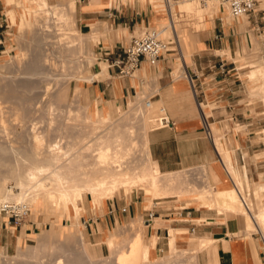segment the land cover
Here are the masks:
<instances>
[{"label": "rangeland", "instance_id": "374dc122", "mask_svg": "<svg viewBox=\"0 0 264 264\" xmlns=\"http://www.w3.org/2000/svg\"><path fill=\"white\" fill-rule=\"evenodd\" d=\"M47 1L51 4L59 2L57 0ZM172 1L174 3L175 12L173 17L175 16L174 18H176L175 20L178 21V24L182 25L180 31L184 33L186 41H188V32L186 31H188V28L195 26L196 19L190 16L189 13L187 14V12H179L177 10L178 2L181 0ZM210 1L216 2L214 0ZM84 2H87V0H74V3L76 4ZM155 2L162 3V0H156ZM197 2L198 5L201 3L199 1ZM5 3L9 4V6L15 7V15L14 12H8L11 9H6L5 13L3 14V17L6 15L10 27L7 28V31L3 32L4 40L3 45L1 46L2 50H0V108L4 109H0V114L4 113L5 115H3V117L1 116V118L3 119V124H1H5V129H3L4 126L0 127L3 129L0 130V145L5 147L15 146L14 148H16L17 146L18 148V145L21 144L20 148L23 147L22 149H24L30 147L28 146L30 144H27L29 143V140L25 139V132L28 130L27 125L30 126L34 122L36 128L38 127L37 129L40 131L41 129L39 128L45 127V131L44 129H42V131L45 134L47 133L48 135H50L51 139L55 138L56 140H58L59 138L56 137L57 135L54 136L52 132H54V129L58 128L61 125H64V123L69 120L67 118L65 119V117L69 115L68 112H65L67 111L65 107L69 105L68 108L70 107L71 109L76 110V107L78 108L80 106H84L88 102L92 103L93 100H88L87 95L83 89V82L86 80V78H90L92 76L89 73V66L94 62H89L88 60L91 57L94 61V59L98 55L97 52L100 50L99 46L101 43L97 44L96 42L98 40L92 41L90 40L88 35H84L83 33H81L87 31L80 29L79 26H77L76 17L74 16L75 14L70 15V18H73V23H71L72 26L75 24L72 27V30L69 29L70 31H72V33L70 32L72 35L69 33V30L66 29V32L68 31L67 33L71 35L70 37L67 35V33L65 34V29H61L63 32L61 33V30L57 28V18L51 16L49 20L46 15H42L41 17L39 16L38 18L36 17V15L39 13L33 12V9L37 7L35 1L5 0ZM103 4L109 5L107 1H101L99 4L95 5V7L99 8ZM201 5L203 6V4H200L199 6ZM157 7L161 8L162 16L164 18V21L166 22L168 16L170 17V15L165 13L161 4ZM218 7L221 10L223 8L219 5ZM106 9L108 13L111 12L120 14V17L118 18L119 21L129 16H131L132 18L131 20L127 19L126 23H119L118 25H111L109 23L106 24L108 25V27L110 25V27L122 26V29H126V35H123L121 32H119V35L114 36L112 31L107 28L104 32L105 34L99 38V41L105 43L107 40L106 37H110L112 39L120 41L123 40L124 43V39L128 40V37L130 35L136 34L138 30L147 25L146 22L145 24L140 22V19L141 17H144V20L146 21V16H144L143 14L145 13L147 16H149L152 12V5L144 0L141 3H139L138 0H113L109 7H107ZM136 11L141 12V15L136 17L134 14V12ZM219 14L220 16H218ZM219 14L214 16L212 19L210 18L209 20H206V29L199 31V33L206 36L208 32L211 33L213 31L217 32L218 30H221L222 37L220 39H210L211 41L208 45L205 44L204 48H202L198 43L197 50H194L191 56L184 57L183 61L185 63V67L190 69L194 67V61L196 59L200 61L206 59L204 62L205 66L203 69L202 79L207 80L208 76L214 70H216L215 67L209 68L208 66H210V64L212 63H217V60L221 58L225 62L226 67L223 73L233 78L235 83H239L242 95L244 97V99L242 100L245 107L244 116L247 117L246 119L244 118L243 120H236L233 118V121L231 123H227V121L225 120L222 121L220 118H222L223 116L218 115L215 112V110L217 109V102L215 103V101H212L209 96H206L205 98H203V96H199V98L202 100V103L205 104V110L209 112V121L214 127L211 128H213V131L216 130V133L207 130V133L210 135V139L213 141V144L215 145L217 150V145L223 143L224 147L230 154L233 164H235L239 170V180L241 179L240 181L243 183V186L247 187L245 185L246 178L243 172L244 165H240L239 167L236 162V154L231 144V137H233L235 132L239 134L243 133L244 131L249 133L251 142L257 143L256 150H254L252 154V159L254 161H259L258 163H264V102H262L263 100L259 98L260 95L258 96L255 94H251L250 92L251 89L259 83L260 78H258V76L248 78L246 75L247 72L251 70L250 61H252V64L255 65L261 64L264 68V6L262 4V0H260V5L258 1L256 10L245 14L246 16L230 17L226 9H223ZM43 16H45V19L43 18ZM20 17L22 19H20ZM101 17L107 18V15H102ZM242 17L246 20V23L245 21H243L244 23L241 24ZM46 19L48 20V22ZM21 22H24V24L20 25ZM151 22L152 24L150 23L148 24V26L158 28L154 24L153 16L151 17ZM44 23H47L48 26H45ZM191 24L193 26H191ZM47 27L49 28L46 29ZM158 29L160 30L159 36H163L162 38L166 36L165 40L172 39L171 33L166 34L160 28ZM77 33L79 34V36ZM73 34L75 37L73 36ZM176 35L178 41L180 42H178L180 48L182 44V41H180V33H176ZM80 36L82 37L80 38ZM73 38H75V40ZM87 38H89V41L87 40ZM64 39L66 40L64 41ZM253 41L255 42V45H251L253 44ZM226 47L229 48L228 54L224 50V48ZM102 50L106 49L103 48ZM177 50H171L164 53L165 59L167 60L168 64L167 69H164V71L166 73L168 71L169 75L172 76L170 77L173 78V80L182 78L181 76L176 77L174 74H171V71H174L173 66H171V61L176 60V57L179 56ZM69 51L72 53H70ZM237 51H240V56H238ZM259 62L260 64H258ZM180 65L182 66V64ZM133 74L138 76L137 70L134 71ZM140 81L142 82L143 86L145 85L143 95L141 96V105L143 106V102L146 101L149 97L152 101L158 99L156 98L157 95H153L158 90L156 76H153L152 74L150 77H147L144 74ZM58 91L61 93L64 91L63 93H65L64 96L60 95L61 97L59 98V100L55 98L56 94L59 93ZM133 93L134 92L129 93L121 100H118L117 102L119 105L115 104V107L119 106L121 111L125 112L127 119L125 118L124 121L132 123V125L136 129L135 138L136 143L138 144H136L132 155L125 156V161L129 163V161L132 160L131 157L134 158L135 156L136 161H141L142 159L143 162L141 161V163L145 164L144 158L146 156V149L148 148H146V136L143 135L144 130L142 131L143 123L142 120L139 119V114H137L138 110L137 113H132L128 109L129 99H133L134 97L132 95ZM186 98H188L187 100L189 101L187 102L191 106V108L193 110L196 109L199 115L200 112H198V109L193 102L194 100L191 99L190 92L188 93V97ZM25 100H28V102H26L27 104L24 103ZM21 102H23L24 104L22 105ZM24 105L25 107H28L26 108L27 111L24 109ZM49 105L53 108L50 109L51 107ZM165 107L166 103L160 106H156V112H158V114L162 116H165V111H161V109H159ZM49 109L53 111H49ZM4 111L7 112L5 113ZM81 111H83V109ZM118 114L119 113H117L115 117H117ZM203 116L205 117L206 115ZM227 116L231 117L233 116V114H228ZM68 117L71 120L74 115L71 113V116L69 115ZM4 119H6L7 121H4ZM204 119L207 124V119ZM70 120L67 122L68 124L70 123ZM139 120H141V122H139ZM50 122L53 124L52 126L50 125ZM74 122L75 119L73 123ZM22 123L26 125H23ZM22 126H25V129L22 128ZM157 127L159 126H155L154 128ZM49 128H51L52 131H50ZM59 131L61 132V129H59ZM203 135L205 136L204 132ZM19 141H21V143ZM23 142H25L26 144L22 145ZM143 143L145 144V146ZM15 157L18 156L10 152H6V155L4 154L1 158L6 163H14L16 161ZM214 158L216 159V163L221 168V165L217 160L218 156H214ZM261 169L263 170L258 171L257 177L250 178L248 176V188L250 190H252L254 187H257L258 183L260 182L259 174H264V165ZM205 170L209 177L214 176V170L210 168L206 163H198L190 166L171 169V171H173V174H177L178 176L180 174L182 178L180 188H184L186 190H191L194 185L198 187L205 186L206 180L203 181V176L204 174H206L204 173ZM227 185H230L228 181ZM7 186V188L11 187V190H13V192L18 191L14 186L13 180H9ZM262 194L260 196H262ZM191 195L192 193L190 192L180 195H175L173 193L161 199L151 198L150 200V198L148 199L146 197L144 191L142 189H139L138 187L132 189L128 193L119 191L112 197L116 198L117 201H119L121 204H124L129 200L137 199L142 205L141 207L143 208V214L139 212L132 217L116 223L114 226H108V228L104 231H101L99 227H95V229L97 228L96 230L89 226H87L86 228V221L84 222L83 220H86L87 217H101L104 212L105 202L107 200H111L109 198H104L102 205H99L97 207L96 204L94 206L91 202V194L84 193L82 199L83 209L81 210L78 219L74 217L71 205H68L69 214L67 217L61 214L62 211L55 215V211L54 213L52 210H49L45 207L41 208L40 206V209H35V207L33 206H28L26 204V206L22 205L23 210H27L22 211V214L20 215V219L18 221L23 222L24 219L30 217L32 218L34 216L33 218L35 219L37 224V229L35 230L36 232L35 234L31 235L30 239L24 240L19 243V250L17 248L18 244L15 247H9L8 249H5L4 245L0 243V264H144L138 258V256L136 258L133 257L136 256V252H134L135 247H137V245L141 246L143 243H145V241L142 239L141 234L144 231L142 222L144 223V218L147 217V213L150 211L156 213V210L166 212L169 210L170 206H189L191 204L190 202H188L187 198L191 197ZM15 203L21 204L18 201H15ZM60 206L61 204L59 205V207ZM200 208L203 210L208 209V211H212L214 212V214L220 215L224 219L226 217L229 218L224 212L217 213V207L210 209L206 207ZM7 220L8 218L6 214L1 212L0 221L2 223H0V231L2 226V232H4V223H6ZM11 223L12 221L8 222V224ZM112 234H117L118 239L120 237L124 238L119 239L122 241L121 243L120 241H117L115 243V251H111L110 248L108 249L106 242V238ZM233 234H241V231L233 232ZM244 235L249 236V233L247 232ZM127 237L129 239H127ZM39 240L47 242V244L44 245L47 250L45 251L44 246H40L38 247L39 249H35L37 250L36 253L34 251L35 255H29L30 252L28 253L27 246L36 245ZM133 241L135 242L133 243ZM138 242H142V244H138ZM118 244H120V247L118 246ZM131 244L134 247H132ZM169 246L170 247L168 252H166V248H163V250H161L158 255H151V259L153 260L155 257L157 260L155 261L156 264H174V262L175 264L176 262L177 264H179L180 262L181 264H196V261L194 260L197 258L196 253L200 250H195V248H193L192 245L187 244V242L183 244L176 243L174 245L175 247H172L170 244ZM81 247H83L82 250ZM41 248L44 250H42ZM179 249H181V251ZM176 250L181 254L179 255ZM20 253L23 256L19 255ZM174 254H176V258L174 257ZM163 256L165 257L163 258ZM152 263L154 264V262ZM152 263L150 262L149 264Z\"/></svg>", "mask_w": 264, "mask_h": 264}, {"label": "bare ground", "instance_id": "6f19581e", "mask_svg": "<svg viewBox=\"0 0 264 264\" xmlns=\"http://www.w3.org/2000/svg\"><path fill=\"white\" fill-rule=\"evenodd\" d=\"M33 1L36 2V6H37L33 9V12L39 13L36 15L37 18L39 16L41 17L42 15H46L48 19L51 18V16L57 18L58 19L57 20L58 23L56 24L57 28L60 30L65 29V34L68 32V31L66 32V29L68 30L73 29L72 27L75 24L73 26L71 24L73 23L72 21L73 18L72 17L70 18V15L72 14L70 11L69 0H67L65 4H63L62 0L60 1L57 0L59 2L54 4L49 3L47 0H33ZM112 1L113 0H110V3H112ZM140 1L142 2L143 0H138L139 3H141ZM144 1H147L152 5L153 21L158 28H160L166 34L180 33V41H182L181 42L182 44L181 47L179 48V56L176 57V60L171 61V66H173L174 68V71H171V74H174L176 77L181 76L185 78L186 72H185V63L183 59L184 57L191 56L192 52L194 50H197L198 41H199V36H198L199 31L206 29V20H209L210 18L212 19L214 16L221 13L223 9H226V7H223L221 10L219 9L216 2H212L210 0L206 1L205 3H200L203 4V6L202 5L199 6L200 4L198 5L197 0L179 1L177 10L179 12L182 11H184L185 13L187 12V14L189 13L190 16L196 19L195 26L191 24V26L193 27L188 28V31H186L188 32L187 33L188 41H186L184 33L180 31L182 25L178 24V21L175 20L176 18H174L175 16L173 17L175 12H174V3L172 0H162V3H156L155 2L156 0H144ZM258 1L260 5V0ZM160 4L163 6L165 13L170 15V17L168 16V18L166 16L167 18L166 22L164 21V18L162 16L161 8L157 7ZM262 4L264 6V0H262ZM218 16H220V14ZM240 16H246V15L241 14ZM43 18L45 19V16H43ZM243 21H245L246 23V20L242 17L241 24L244 23ZM44 24L45 26H48L47 23ZM48 28L49 27H47L46 29ZM107 28L108 27H106L105 25L100 24L98 28H93L92 33L88 35V37L92 41H97L99 40L100 37H102L105 34L104 32ZM62 30L61 33H63ZM70 30L69 33L70 32L72 33V31ZM70 34L67 33V35L71 37L72 34L71 35ZM81 37L82 36H80V38ZM89 38H87L88 41ZM73 39L75 40V38ZM65 40L66 39H64V41ZM254 43L255 42L253 41V44L251 45H255ZM228 47L224 48L227 54L229 53ZM239 52L237 51L238 56H240ZM88 61L94 62L93 58L91 57L89 58ZM250 62H251V66H250L251 70L247 72L246 74L247 77L252 78L258 76V78H260L259 83L258 84L256 83L257 85L254 88H252L250 92L251 94H255L258 96L260 95L259 98H261V100H263L262 102H264V68L260 64V62L258 63L260 65L252 64L253 63L252 61ZM180 64H182V66ZM140 68H142V66ZM136 70L137 68H135L131 74H133L134 71ZM160 74L161 71L159 72V75ZM93 77L94 75H92L90 78H86V80L89 81ZM144 86L142 85V82L136 86L135 92L132 94L134 96V97L132 96L133 99H129L128 109L132 113H137L138 110L137 114H139L140 117L138 118L142 120L143 123L142 131L144 130V133L143 132L141 133H143V135L146 136L148 130L154 129L155 126H160L161 123L160 118L162 117V115L156 112L155 109L156 106L150 100V97L143 102V106L141 105V96L143 95L144 92ZM62 93L61 92L57 93L55 98L59 100V98L61 96H64L65 94ZM26 102H28V100L24 101V103ZM21 103L22 105L24 104L23 102ZM25 105H24V109L26 110V108L28 107H25ZM68 106L65 107L67 109V111L65 112H68L70 116L72 113L74 115V117L72 118L75 119V122L73 123L74 119L72 118H71L72 121L70 120V118L68 117L69 115L65 117V119L67 118L70 120V123L68 124L67 122L69 120L68 121L66 120L67 122H65L64 125L60 124L61 126L59 127L57 126L58 128L54 129V132H52L54 136L57 135L56 137L59 138L58 140H56L54 136H53L54 139H51L50 135H48L47 133L45 134L42 131V129H44L45 127L39 128L41 129V131L38 130L37 129L38 127L36 128L35 123L33 122L30 126L27 125L28 130L26 129L27 131L25 132V139L29 140V143H27L30 144L28 145L30 146L29 148H24V149H22L23 147L20 148L21 145L20 143L24 139L19 141L20 143L18 142L20 144L18 145V148L17 146L16 148H14L15 146L5 147L0 145V203L5 200H9L12 202L18 201L21 203V204L18 203V206L22 210H23L22 205L33 206L35 207V209H40L39 207L41 206V208L45 207L49 210H52L53 212L55 211L56 212L55 215H57V213L62 211L61 214L66 217L69 214L68 205H71L73 215L76 219H78V216L81 213V210L83 209L82 199L84 193L91 194L92 196L91 202L93 203L94 206L96 204L98 207L99 205H102L104 198L111 199L112 196L118 193L119 191L128 193L129 191H131L136 187L142 189L146 197L148 199L150 198V200L151 198L161 199L173 193L175 195H180L190 192L192 193V195L191 197L187 198V200L188 202H190L191 205L194 204L196 208L206 207L210 209L217 207L216 208L218 209L217 213L224 212L232 220L235 227L234 232L241 231L243 234H245L247 232L250 233V231L256 229V230H260L264 237V204L262 203L261 205L259 204L256 205V209L253 210V213L257 220V225L252 224L249 214L247 210H245L242 204L240 203L236 190L233 188L232 184L230 185L211 184L210 181L208 180V174L206 173L205 170L204 173L206 174H204L203 176L204 177L203 181L206 180L205 186L198 187L194 185L191 190L180 188L181 187L180 184L182 180L180 174L179 177L177 174L176 175L173 174L172 173L173 171L162 172L159 169L157 162L151 158L148 149H146L145 158L143 157L145 159L146 165L144 163H141V161L143 162L142 159L141 161L139 160L140 162L136 161L135 156H134L135 160L134 158L131 157L132 160L130 159L131 161H129V163L126 162L125 156L132 155L133 150L136 147V144H138L136 143V138H135L136 129L134 128L132 123H128L124 121L125 118L127 119L125 112H122L119 106L115 107L113 101L108 100L106 104L102 103L101 105L86 103L84 106H80L78 108L76 107L75 108L76 110H73L70 107L68 108ZM202 106H203V112L200 109V107L202 108ZM196 107L198 109V112H200L199 115L201 114L204 121L205 120L204 118H206V116L209 114V112L205 110V104L202 103V101H200L198 104H196ZM52 108L53 107H51L50 109ZM50 109L49 111H53ZM82 109L83 111H81ZM163 110L164 109H161V111ZM117 113L119 114L117 117H115ZM3 115L4 113L0 114V127L5 125V124L2 125L3 119L1 118V116L3 117ZM203 115L206 116L204 117ZM5 120L6 119H4V121ZM141 120H139V122H141ZM204 124L206 126V131L208 130L213 133L214 132L216 133V130L213 131L214 127L212 126L211 122L208 121L206 124V122L204 121ZM50 125L52 126L53 124L50 122ZM24 127L25 126H22V128ZM1 129L2 128H0V130ZM3 129H5V126L3 127ZM59 129H61V132L59 131ZM49 130L52 131L51 128H49ZM25 142H23L22 145L26 144ZM211 142L213 144L212 140ZM146 148H148L147 141H146ZM217 148L218 150L216 149V147H214L216 153L218 154L217 156L219 157L220 162L225 167L228 176L231 178V180L235 185L240 187L243 186V183L240 181L241 179L239 180V170L237 166L233 164L228 150L224 148L223 143L218 145ZM6 152H10L18 156L15 157L16 161L14 163L12 162L6 163L4 160H2L1 157L4 154L6 155ZM243 170H244L243 171L244 176L246 178L245 185L248 188V182H249L248 175L246 174V169L244 166H243ZM259 178H260V182L258 183L257 187H254L252 189L253 196L256 198L261 197L260 195L262 193H263L262 196H264V174L260 173ZM9 180H13L14 186L18 190L17 192H13V190H11V187L7 188L8 187L7 183ZM60 204L61 206L59 207ZM142 225L145 227L146 224L142 222ZM121 238L123 237H120L119 239ZM119 239L117 238V234H112L108 236L106 238L108 249L110 248L111 251L113 250L115 251L116 249L114 247L115 243L117 241L118 242L120 241V243L122 242ZM127 239L129 238L127 237ZM213 240L214 239L209 235H204V236L190 235L188 236L186 242L187 244L192 245V247L195 248V250L197 251L203 249L206 251H210ZM134 242L135 241H133V243ZM254 243L256 242L254 241ZM45 244H47V242L39 240L36 245L27 246V251L28 253L30 252L29 255L31 254L32 256L35 255L37 251L35 249H39L38 247L44 246ZM138 244H142V242L141 243L138 242ZM169 244L172 247H175L174 245L176 244V241L173 233H171L169 237ZM118 246L120 247V244H118ZM132 247L134 246L132 245ZM17 248L18 250L20 249L19 241ZM82 248L83 247H81V250ZM46 250L47 249L45 247V251ZM179 250L181 251V249ZM134 252H136L135 253L136 256L133 258H136L138 256V258L144 264L146 263L149 264L150 262L151 263L154 262V264H156L155 261L157 260L156 259L152 260L149 256V245H145L144 243L141 246L137 245V247H135ZM180 254L181 253H179V255ZM19 255L22 254L20 253ZM175 256L176 254H174V257ZM164 257L165 256H163V258ZM196 257H197V253H196ZM255 260L257 261V258H255ZM194 261H196V264H198L197 258ZM179 264H181V262ZM207 264H213V263L208 261Z\"/></svg>", "mask_w": 264, "mask_h": 264}, {"label": "crops", "instance_id": "0c3cea01", "mask_svg": "<svg viewBox=\"0 0 264 264\" xmlns=\"http://www.w3.org/2000/svg\"><path fill=\"white\" fill-rule=\"evenodd\" d=\"M101 1H107L109 5L111 4L110 0H87V2L78 4L74 3V0H69L70 11L72 15L75 14L77 26L87 31H80L84 35H90L93 28H98L100 24L108 27L107 23L118 25L119 23H126L127 19L131 20L132 17L129 16L119 21L120 14L107 12L106 8L109 5L103 4L99 8L95 7ZM62 2L65 4L67 0H62ZM6 9H11L8 12H14L15 15V7L9 6V4L5 3V0H0V50H2L1 46L4 40L3 32L10 27L6 15L3 17ZM134 14L138 17L141 12L136 11ZM102 15H107V18L101 17ZM143 15L146 16V21L144 17H141L140 22L144 24L146 22L147 25L152 24L151 17L153 12L149 16L145 13ZM20 19L22 18L20 17ZM23 24L24 22L20 23V25ZM110 26L108 29L112 31L114 36L119 35V32L126 35V29H122V26ZM213 34L214 31L208 32L206 36L198 33L199 45L202 48H204L205 44L208 45L211 41L210 39H213ZM106 39L105 43L99 40L96 42L97 44L101 43L99 46L100 50L97 52L98 55L94 63L89 66V73L94 75V77L89 81L85 80L83 82V89L88 100H93L92 103H88L101 105L102 103L106 104L109 100L119 105L118 100H121L129 93L135 92V88L141 83L140 80L144 74L147 77L153 74V76H156L158 84V90L153 95H157L156 98L158 99L151 101L156 106L166 103L165 108L159 109H164L163 111H165L166 117L169 118L171 124L150 129L147 132V147L151 158L157 162L162 172H170L171 169L193 164L206 163L214 170V176H208L211 184L225 185L227 181L231 184L219 157L218 161L222 169L216 163L214 156L217 157L218 154L214 149V144L211 145L209 139L203 135L202 122L196 109L193 110L187 102L189 100L186 97H188L189 92L191 93V99L194 100L188 78L182 77L173 80L169 72L167 71L166 73L164 71L168 67L164 55L159 58L155 66L141 62L137 68L138 76L134 74L119 75L116 73L114 66L104 59L105 50L102 49L105 48L106 51L112 52L118 45H123L127 39H124V43L123 40L120 41L110 37H106ZM205 60L196 59L194 67L190 69L185 67L189 74L193 75V71L199 74L196 79H193L198 96H203V98L209 96L212 101L217 102L215 112L223 116L220 118L222 121L225 120L227 123H231L233 118L236 120L246 119L242 100L244 97L239 83H235L234 79L228 75L216 74L214 71L208 76L207 80H203ZM141 66L142 68H140ZM160 71L161 74L159 75ZM228 114H233V116H227ZM207 118L209 120V114ZM231 144L233 150H235L238 166L244 165L246 174L250 178L257 177L258 171H262L263 169L261 168L264 165V163H258L259 161L252 159L257 143L251 142L249 133L244 131L241 134L235 132L233 137H231ZM141 206L140 201L137 199L121 204L116 198L112 197L110 201L107 200L105 202L104 212L101 217H87L83 221H86V228L87 226L93 229L99 227L101 231H104L108 226H114L116 223L139 212L143 214ZM33 217L26 218L23 222L4 223V232H2L1 226L0 243L4 245L5 249L17 246L18 241L21 243L35 234L37 224ZM234 231L235 227L230 218L224 219L222 216L208 211V209L203 210L200 207L196 208L194 205H177L170 206L166 212L156 210V213H153L144 227L142 239L145 241V245H149V256L151 258V255H158L163 248H166V252L169 251L171 233L174 234L175 241L178 244L185 243L191 234L209 235L214 239L210 249L211 252L204 249L198 251V264H207L208 261L213 264H264L259 238L255 234L250 233L249 236L244 235L242 232L241 234H233ZM255 258H257V261ZM155 259L154 257L153 260Z\"/></svg>", "mask_w": 264, "mask_h": 264}, {"label": "built area", "instance_id": "2783aa9c", "mask_svg": "<svg viewBox=\"0 0 264 264\" xmlns=\"http://www.w3.org/2000/svg\"><path fill=\"white\" fill-rule=\"evenodd\" d=\"M201 3H205L209 0H197ZM221 7H226L228 14L231 17H239L241 14H248L256 10L258 0H214ZM160 30L151 26H144L136 34H132L128 37V40L123 45H118L112 52L104 51V59L109 61V63L114 66L116 73L119 75H130L135 68H138L141 62H145L150 66H155L158 63L159 58H162L165 52L171 50H177L179 53V45L177 35L172 34L171 40H165L159 36ZM222 37L221 30L214 32L213 39H220ZM209 68L215 67L214 72L216 74L223 75L225 67V62L223 59L219 58L217 63H212ZM186 78H188L191 91L194 97L195 105L202 101L196 91L195 82L193 79L198 77V73L193 71V75L189 74L186 69ZM201 111L203 109L200 107ZM202 128L205 136L209 139L211 145V139L206 131V127L201 115H199ZM207 121L208 118L206 116ZM161 126L171 124L168 117L162 116L160 118ZM160 127V126H159ZM218 160V159H217ZM225 171V170H224ZM228 176V175H227ZM229 177V176H228ZM233 188L236 190L240 203L243 208L247 210L252 224L257 225V220L254 216L253 210L256 209V205L264 204V196L256 198L253 196L252 190L245 186H237L233 183L229 177ZM26 211V209H24ZM18 204L9 200L2 201L0 203V213L6 214L8 220L7 222H17L20 219L22 211ZM153 215L150 211L147 213V217L144 218V222L147 223L148 219ZM0 223H2L0 221ZM250 234H255L261 242V250L264 256V237L260 230L250 231Z\"/></svg>", "mask_w": 264, "mask_h": 264}]
</instances>
